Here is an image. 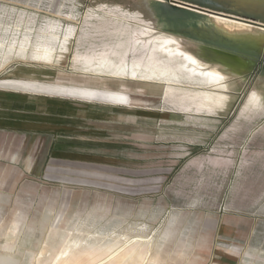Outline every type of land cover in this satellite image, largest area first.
Segmentation results:
<instances>
[{"label":"rangeland","instance_id":"obj_1","mask_svg":"<svg viewBox=\"0 0 264 264\" xmlns=\"http://www.w3.org/2000/svg\"><path fill=\"white\" fill-rule=\"evenodd\" d=\"M181 1L264 24V0ZM158 7L199 54L226 64L235 86L220 105L86 69ZM26 32L28 52L0 53L5 264H37L67 236L103 245L117 234L154 235L160 264H264V30L252 46L171 0H0V40ZM55 33L56 58L34 56Z\"/></svg>","mask_w":264,"mask_h":264},{"label":"bare ground","instance_id":"obj_2","mask_svg":"<svg viewBox=\"0 0 264 264\" xmlns=\"http://www.w3.org/2000/svg\"><path fill=\"white\" fill-rule=\"evenodd\" d=\"M177 5L208 15L223 34L233 39L247 41L252 46L258 45L261 40L258 30H264V26L257 25L258 22L254 20L223 16L204 8H193L180 3ZM139 12L141 14L145 12L150 26L127 32L126 39L122 38L98 60L86 61V69H93L97 73L131 77L147 83H165L164 94L183 93L199 109L211 107L213 104L220 105L224 98L230 96L229 90L234 88L235 83L229 78L225 63L204 58L197 52L201 44L173 32L159 7ZM51 36L54 37V41L50 40ZM58 38L56 33L40 36V40L34 46L33 55L47 61L53 60L56 52L52 43ZM32 43L30 32H26L23 39H14L9 44L0 40V53L4 48L28 52ZM225 59L228 61V58ZM235 60L238 66H242L240 60ZM233 67L234 74L240 73L241 68ZM184 82L198 83L203 90L183 88ZM262 96L263 91L258 88L252 91L254 105L262 104ZM85 240L67 236L54 247L49 257L45 258L39 253L37 264H160L157 255L161 247L157 246V239L152 234L137 237L117 234L103 245L97 241L83 245ZM9 257L1 256L0 264H5Z\"/></svg>","mask_w":264,"mask_h":264},{"label":"water","instance_id":"obj_3","mask_svg":"<svg viewBox=\"0 0 264 264\" xmlns=\"http://www.w3.org/2000/svg\"><path fill=\"white\" fill-rule=\"evenodd\" d=\"M171 1L176 2V3H180V4H184V5L193 7V8H199V6L194 5L192 3L185 2V1H181V0H171ZM200 8H202V7H200ZM206 11H210L211 12V10H209V9H207ZM213 13H216V14H219V15H223V16L237 17V16H234V15H229V14L221 13V12H218V11H213ZM238 18H240V17H238ZM242 19H244V18H242ZM245 20H248V19H245ZM257 25L264 26L263 23H257Z\"/></svg>","mask_w":264,"mask_h":264}]
</instances>
